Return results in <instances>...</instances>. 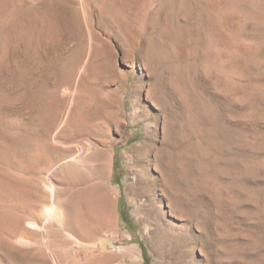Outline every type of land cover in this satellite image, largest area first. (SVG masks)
Instances as JSON below:
<instances>
[{
	"label": "rangeland",
	"instance_id": "rangeland-1",
	"mask_svg": "<svg viewBox=\"0 0 264 264\" xmlns=\"http://www.w3.org/2000/svg\"><path fill=\"white\" fill-rule=\"evenodd\" d=\"M0 264H264V0H0Z\"/></svg>",
	"mask_w": 264,
	"mask_h": 264
},
{
	"label": "bare ground",
	"instance_id": "bare-ground-1",
	"mask_svg": "<svg viewBox=\"0 0 264 264\" xmlns=\"http://www.w3.org/2000/svg\"><path fill=\"white\" fill-rule=\"evenodd\" d=\"M221 1L224 2L225 0H221ZM39 111H40V109H39ZM42 113H43V111H42ZM40 116H42V115H40ZM83 143H85V142H83ZM111 152H112L111 149L108 148V149H104V150H99V152L97 153L96 157H98L99 161H101V163H100L101 165H100V167L98 166L99 169H97L99 175L101 174L102 171H104L106 174V171L108 170V167L111 164L110 163L111 162V156L110 155L112 154ZM72 157L73 158L70 157L71 159H68V160H70V162L75 160V157L74 156H72ZM96 157H95V159H96ZM65 161L67 162V160H65ZM102 177H103V175H102ZM79 179H78V181H79ZM103 180H104V185H105L104 188H101V187L98 188L97 187V192H96V195L94 197L95 202L96 203L98 202L97 203L98 205H97V209L95 208V211L97 212V219L95 221H93V225H91L87 221L88 219L86 220V217L84 215L86 210L90 209V204L92 203V202L89 203V200H88L89 196L87 197V200H85L86 197L85 196L84 197L79 196L81 194L77 195V191H76V197L77 198L76 197H75V199L74 198L73 199L67 198V200L60 202V201H58V195L56 194L55 188L52 185V183L50 182V186L52 187V188H49V190H48V196H49L50 203H49V205L45 206V208H44V219L41 222L39 221L41 223L40 228L42 229V231L44 233L50 231L52 229V224L49 221L53 220V219H58L61 229L59 227V229H57V230H60L63 233H64V231L68 232V233L78 237L79 239H81L83 241H89V240L94 241L93 239L94 238L96 239L97 235L100 233V231L102 230L103 227L112 228V223L110 224L108 222V219L106 217V211H105V205L107 202V194H109L111 191L105 190L107 187L106 177H103ZM78 193H79V191H78ZM90 197H91V199L93 198L92 195ZM84 200H85V206L82 204V201L84 202ZM28 224L31 227L35 226V224H33L31 222H29ZM100 244L103 245V242H100ZM53 261H54V259H53Z\"/></svg>",
	"mask_w": 264,
	"mask_h": 264
}]
</instances>
